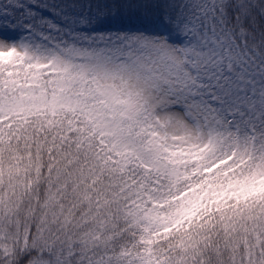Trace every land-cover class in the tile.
I'll use <instances>...</instances> for the list:
<instances>
[{
	"label": "snow or ice",
	"instance_id": "6c2138e0",
	"mask_svg": "<svg viewBox=\"0 0 264 264\" xmlns=\"http://www.w3.org/2000/svg\"><path fill=\"white\" fill-rule=\"evenodd\" d=\"M0 264H264V0H0Z\"/></svg>",
	"mask_w": 264,
	"mask_h": 264
}]
</instances>
